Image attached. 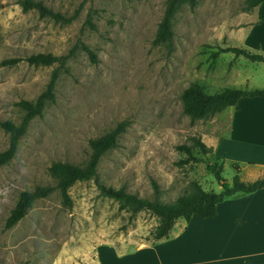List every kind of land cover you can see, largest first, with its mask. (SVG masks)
I'll use <instances>...</instances> for the list:
<instances>
[{
	"label": "rangeland",
	"instance_id": "1",
	"mask_svg": "<svg viewBox=\"0 0 264 264\" xmlns=\"http://www.w3.org/2000/svg\"><path fill=\"white\" fill-rule=\"evenodd\" d=\"M18 1L0 0V60L40 52L74 53L60 70L55 100L31 120L14 157L0 167V264H135L137 248L146 243L164 250L184 248L185 242L200 259L214 258L211 264L243 263L233 255L242 252L247 237L221 231L222 206L218 220L178 218L168 238L154 243L158 218L146 210L133 216L120 210L99 184L153 199L156 183L159 200L170 203L190 194L192 181L206 191H220L206 163L221 164L222 178L232 182L236 172L230 162L192 147V137L202 139L212 132L215 115L191 120L182 110L181 93L193 82L210 94L225 87L264 88V62L233 52L212 55L219 48H245L230 32L239 14L250 9L248 0L183 5L173 20L171 49L153 44L167 0H41L64 17H73L70 22L23 11ZM56 66L21 61L0 67V123L21 120L17 103L35 100ZM242 74L247 81H239L236 75ZM121 122L125 130L116 147L101 157L96 176L69 189L71 206L54 190L35 201L18 223L5 227L21 191L55 184L48 170L53 162L84 165L89 141ZM181 145L191 146L200 161H186ZM7 146L8 134L0 126V151ZM238 174L244 182L264 178L262 173ZM144 253L146 247L139 255Z\"/></svg>",
	"mask_w": 264,
	"mask_h": 264
},
{
	"label": "trees",
	"instance_id": "2",
	"mask_svg": "<svg viewBox=\"0 0 264 264\" xmlns=\"http://www.w3.org/2000/svg\"><path fill=\"white\" fill-rule=\"evenodd\" d=\"M23 11L35 10L41 17H49L57 21L70 22L73 17H64L58 12L53 11L41 0H19ZM264 3V0H248L250 8ZM194 7L196 0H167L163 16L158 23L157 30L153 38L154 45H164L172 48L173 41V20L175 14L183 5ZM83 48L92 53L82 45ZM219 51L212 53L216 56L219 52H233L242 55L251 61L264 62V55L252 53L246 49L237 47L219 48ZM74 50H70L65 55H53L51 53H34L25 57H9L0 60V67H11L21 61H25L33 66H57L52 70L49 81L45 89L36 97L35 100H20L17 104L23 111L21 120L15 123L11 120H4L0 123L2 129L8 134V146L0 151V167L7 164L15 155L18 144L33 118L41 116L46 105L55 100L56 82L60 75V70L65 68L67 60L73 55ZM241 97H262V88H236L225 87L219 92L210 94L199 82H193L181 93L182 110L191 120L208 119L214 114L221 112L227 107L233 106ZM126 123L121 122L105 134L93 138L89 141L90 154L84 165H76L70 162H53L48 170L53 178V185H37L32 190L21 191L18 195L14 207L10 210L5 220V227L10 228L18 223L28 212L33 203L39 199L49 196L54 190H58L62 203L67 206L72 205L69 189L77 182L88 180L96 176L98 163L101 157L112 148L116 147L119 136L124 132ZM192 147L199 148L203 153L211 154L212 146H208L200 137H192ZM192 147L181 145L179 148L184 151L188 158L186 161H200L192 154ZM218 160V159H217ZM236 174L232 182L228 184L221 176L223 166L214 163H206V168L212 173L220 184V191H206L201 185L192 181V191L188 195L178 196L173 202H162L158 198L159 190L156 183L154 186V198L148 199L139 197L134 193L126 191L124 188H114L99 184L102 194L118 201L120 210H127L133 216L139 211L146 210L155 215L159 222L152 240L157 241L168 236L178 218L189 221L193 215L209 218L216 215L217 205L225 199L235 195H245L264 189V178H257L251 182H244L239 177V168L233 165Z\"/></svg>",
	"mask_w": 264,
	"mask_h": 264
},
{
	"label": "crops",
	"instance_id": "3",
	"mask_svg": "<svg viewBox=\"0 0 264 264\" xmlns=\"http://www.w3.org/2000/svg\"><path fill=\"white\" fill-rule=\"evenodd\" d=\"M238 18L237 26L232 28L230 37L237 36L236 39L243 43L245 48H237L253 49L260 51L257 54L264 55V3L241 12ZM236 76L242 79L239 81L248 80L246 75ZM214 115L211 125L212 132L206 134L207 138L202 136V140L208 146H212L214 158L223 163L230 162L232 165H237L239 172L264 175V98L241 97L235 105ZM220 123H224L222 128L219 127ZM262 197H264V189L229 197L218 204L216 215L211 217L218 220L222 206L224 213L221 231L223 233L232 231V233H237L238 237H247L243 241L242 252L233 255L235 260L242 259L241 264H264V231L262 228L264 227V201H259ZM175 239L177 241L181 237H175ZM156 242L159 240L154 243ZM167 243L169 241L165 244ZM145 247L146 253L140 256V252ZM150 248L148 243L137 248L140 250L135 254V264H211L210 262L214 259L209 257L200 259L199 252L186 242L184 248L175 249L173 247L164 250Z\"/></svg>",
	"mask_w": 264,
	"mask_h": 264
}]
</instances>
